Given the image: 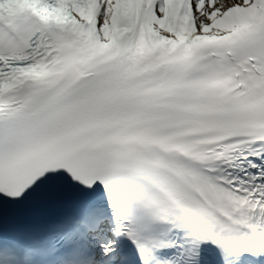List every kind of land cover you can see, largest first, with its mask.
<instances>
[{
	"label": "snow or ice",
	"instance_id": "6c2138e0",
	"mask_svg": "<svg viewBox=\"0 0 264 264\" xmlns=\"http://www.w3.org/2000/svg\"><path fill=\"white\" fill-rule=\"evenodd\" d=\"M0 264H264V0H0Z\"/></svg>",
	"mask_w": 264,
	"mask_h": 264
}]
</instances>
